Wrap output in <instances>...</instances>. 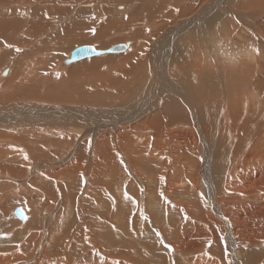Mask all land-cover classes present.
I'll return each mask as SVG.
<instances>
[{
    "label": "rangeland",
    "instance_id": "1",
    "mask_svg": "<svg viewBox=\"0 0 264 264\" xmlns=\"http://www.w3.org/2000/svg\"><path fill=\"white\" fill-rule=\"evenodd\" d=\"M32 1L33 0H24L23 2L25 3H23L20 0H14V2L12 1L5 6H0V15L4 16L8 12L6 16L9 17L10 15L14 16L13 13H19L18 17L27 19L32 13L31 9H37L40 5L44 6L43 3L50 0H35L33 3ZM189 1L192 10H196L200 5H203V8L209 5H218L217 7L220 6L225 10V7L221 5V2L218 0ZM244 1L248 5H245V10L241 11V8H239L240 0H235L234 10L241 11L246 16L248 13H252V11L260 12V10H257L259 6L251 3L253 0ZM51 2H53V4L57 2V6L55 7L52 3H48L47 5H49V8L46 5L45 12L43 13L44 17H53L55 15L58 17L56 22H50L51 20L48 21V23L50 22V26L52 25L51 27L47 25L45 19L44 21L41 19L42 25L45 24L47 26L43 27L42 32L36 30L37 35L34 33V27L28 26L21 28L17 32L15 31V35H18L16 40L9 41V39L5 38L6 35L0 37V47H2L0 49V57H2V60H0V72L1 70L2 72L5 71L7 67L12 70L10 77L0 82V105L5 103L16 104L32 98L35 99V101L43 103V100L40 98L49 95L53 91L48 85L42 83H40L41 85L39 87H35L33 83H36L37 80L47 83L50 82L48 84H54L63 91L66 89V94H73L70 91L71 85L72 90H74L73 86H75L74 88L78 87L77 89L79 91H83L82 94L85 95L84 97L92 98V95L98 97L104 94L101 100L97 98L94 102L105 108L124 104V102L131 97L132 90L136 86L138 79L141 78V65L147 63L145 59L149 57L150 45L154 41V37H152L154 33L153 28L147 27V23L151 21V18L147 16V11H144L145 9L142 11L139 10L142 5L141 0H51ZM86 3H92L91 7H87ZM180 3H183V1L179 2V4ZM189 3L186 2L181 6H174V10H171V13L175 11V15L169 17L166 15L167 13L163 16L160 14L155 22H159L161 26L166 24L168 20L170 22L173 21V23L175 21L177 22L183 11H189L187 7L184 8V6ZM118 4H126L130 7L124 12L125 9L118 10L116 6ZM147 4L153 6L155 2L148 1ZM18 5H21V7L19 6L20 9H17ZM154 6L158 7L157 4ZM13 7H15V9ZM13 9L15 11H13ZM82 10L87 14L90 12L92 16H85L84 18L79 17L78 25L88 21L89 26L87 28H75V17L78 16ZM249 10L252 11L250 12ZM62 11L63 13H61ZM45 13L47 15H45ZM158 13L159 11L157 14ZM262 17L264 18V13H262ZM227 22L228 18L222 22L223 33L226 34L232 31L233 33L228 36L222 34V36L230 39V41L232 40L234 45H239L238 41L240 40V42H242V40L244 41L242 44L250 41L255 42V46L260 44L262 39L261 34H254L251 36L249 32L248 36L242 35L240 33L241 29L236 27L238 26L237 24H233V27L228 26L225 28L224 25L227 24ZM71 23L72 25H69ZM64 25H69L68 28L70 30V32L66 33L64 36L70 37L79 33L92 40H88L84 36L73 37L72 39L68 38L70 41L62 45L59 49L47 50L46 48L48 47H46V45L48 46V44L45 37L49 38L52 34L60 33ZM261 27L264 29L263 26ZM10 28L16 30L14 26ZM92 29H95V31L93 32ZM101 29L103 33L98 31ZM137 32L139 33L137 36L138 39H134L132 36ZM192 33L191 27L189 30L177 35L175 42L180 44L187 43L186 41L191 39L190 36ZM56 37H58V35ZM220 38L219 36V39ZM127 41H132L133 44L135 41L138 42L136 46L132 44L134 47L132 46V50L129 51V53L118 54L116 52L112 54L113 57L110 58L111 54L104 56L101 62L95 61L92 65L88 63L82 64L81 66H72V64H70L68 69H61L60 62L78 46L93 44L98 48H111L114 46V43L117 45ZM52 43L54 44L56 42L54 41ZM219 43L223 44L221 40ZM9 45H11V47H9ZM41 45H44L43 51L45 52L41 53L38 51V47ZM17 48L22 51L17 52ZM200 51L202 55L203 46ZM190 53V50H188L187 54L189 55ZM4 55L6 57L3 58ZM212 58L210 60L212 65L202 66V59L199 55L195 54L188 62L186 69L193 71L192 69L197 67L204 72L201 75L203 79H207V82L205 85L201 86L202 90L206 92V86L218 90L216 94L212 93L211 104L209 103L208 107L210 110L216 111L217 114H222L220 109L223 106L222 109L224 114H222L220 118H224V116L226 118L227 116L225 124H220L222 128L220 130L221 132L219 131V134L216 136L213 154L209 162L210 169L204 171V175L209 178L215 197L220 201L227 200L225 202L221 201V209L222 206H226L225 213L228 215L231 224L230 222L227 223V220L215 212L214 204L211 202V192L208 189V185L202 184L204 178L200 180L199 173L202 172V170L198 168L200 164L198 161V167H194L191 174L194 180L198 175V187H195V182L193 180V182L187 185L180 186L179 189L184 190L186 195H177L173 197L172 200H174L175 203L171 202V200H168L167 203L160 201L161 206H155L156 209L153 208L152 211V213L156 215V220L152 218L149 219V216L143 214L147 216L150 221V223L147 224L148 220L146 221L143 218L141 215L142 212L135 210L131 216L136 219V221L133 220L129 228L122 226V228L125 229V234H123L121 228H116V233L113 232L115 235L113 241L115 243H110L109 241L112 240L107 237V240L101 239L103 244H109L110 249L90 248L86 250L87 247L84 244L82 248L74 249L75 247L70 244L68 246L69 249L66 248L63 250V247L66 245V235L69 234L74 237L78 231L75 226L70 228L69 224L75 220V214H73V212H75L74 204L75 200H78V198L75 199V193L81 191L82 182L78 179L77 184L71 186L73 181H71L70 177L60 176L62 178H60L61 180H57L54 177L59 172H62L61 169L69 164V160L66 161L65 159L71 154V149L73 147L75 149L76 146L72 144V140L67 138L69 136L65 131L59 132L63 133V136L65 135L64 138L60 135L58 139H55L56 137H52L51 132L35 130L36 132H32L35 133L33 134L34 136H32V130H10L9 128L0 126V141L2 140L4 142L8 139L17 137L26 147V152L24 153L23 150L21 151V148L16 145L9 144L7 146L4 145L2 141L0 142V264H106L109 257H112L109 264H229V261H231V264H264V227H262L264 226V212L250 203L256 200L257 197H251L252 194L247 197L241 196V203L235 202L231 204V196L235 195V193H229L227 189L223 187L224 179L226 178L223 174L232 167L234 160L237 161L236 159H238L241 161V159L244 160L245 156L249 155L251 157L250 163L256 165L257 163L261 164L262 159L258 160L259 158H255V160L252 158L253 153L257 152L258 154H262V156H260L261 158L264 157V57H261L260 62L262 63L256 66L255 62L251 61L248 57L239 56L237 72L242 73L240 77L235 80L236 82H233L234 79L229 78V76H226V79H228L226 81L224 78L225 76L218 75L217 73L228 74V72H232L221 65L222 63L219 61L217 55ZM95 65L99 67L95 68ZM90 66L92 67L90 68ZM178 70L177 63H174L170 67L171 74H175L177 77L179 76ZM8 75L9 74H7V77ZM69 82L70 84H68ZM190 84L192 83L188 81L185 87L188 89ZM63 91L60 90L58 93H64ZM189 96L194 99L191 95ZM229 98H232L233 108L225 112ZM46 99H48V97ZM68 100L70 99L68 98ZM62 103H64V105H69L71 101L62 100ZM72 103H77V101ZM18 110L17 108L12 109L15 113L18 112ZM140 117H135V120H144V116L140 115ZM118 121V127H114V129L126 127L125 123L120 120ZM118 131L119 130L116 129L111 131L113 140L112 142L109 141L112 144L114 142V147L118 149V153H120L122 161L126 165L127 158H125V152L122 149L119 150L117 145L116 133ZM72 134L78 135V133L75 132ZM212 134H214V131H212ZM61 139L63 141H61ZM88 142L89 141L85 140L82 144L87 145ZM88 146L90 148L88 152H91L94 147L93 143L90 142ZM195 146L197 147L196 144ZM199 152V155L203 157V150H199ZM25 154H27V159H25ZM87 156L90 157V154ZM216 158L218 159V163L216 162ZM212 160H215L217 164H212ZM6 161L10 164L9 166L5 165ZM38 161L45 162L48 165L47 167L49 169L45 167L47 172L43 174V176L39 172H33V169L30 168L25 174V171H21L22 168H24L23 166L28 167L27 163L32 164ZM60 161H63L64 164H56ZM206 161L205 158L202 164ZM254 161H256V163H254ZM54 163L56 165H54ZM261 166L263 165L261 164L260 168ZM244 169L245 166H242V171ZM232 172L231 170V173ZM123 173L125 174L126 184L131 185L132 177L126 176L127 172L124 170ZM128 173L130 174V172ZM239 174L240 170L237 169L233 175L230 176L232 178L228 180L227 185L232 184L235 179L239 180ZM10 175L14 178L10 179ZM24 175L26 176L24 177ZM8 176L10 177L7 178ZM17 180L23 182L20 187ZM41 184L50 186L55 185L58 188L56 187L55 190H53V194H47L43 192ZM126 184L124 185L125 187L118 188L115 194H120L122 189L125 188L124 190L127 194L130 193L131 196L136 195L129 190ZM62 185L70 188V193L66 201L70 202L71 207L64 214V225L59 226L58 219L60 214L58 206L61 205V202L63 203V197L59 198L57 204H52L48 199L54 197L58 189L62 194ZM137 185L140 187L141 183L138 181ZM153 185L156 184L154 183ZM92 186L94 188H102V185L99 183L93 184ZM186 188L187 191H185ZM134 190L138 191L136 189ZM104 191L106 196L104 200L101 196L90 195L91 207L84 211V215L88 217L83 221L91 219L93 223V221L97 219L95 215H90L92 211H95L94 208L96 206L99 207L100 211H104V213H106L105 217L108 218L117 210L118 202L113 199L114 192L111 190ZM95 199H99L101 204L99 201L94 202ZM124 200L127 205L129 204L128 202L133 203L134 201L129 197L124 198ZM85 202L86 201H81L82 204L80 203L83 205V208L89 204V202H86V204ZM18 207L26 210L25 213L28 214H26V219L23 220L16 215L15 210ZM251 209H253V212H257V210L259 212L257 214L254 212L252 215ZM238 210H240L239 212L241 213H239ZM37 213H39V216ZM36 215L40 219L35 220ZM204 215H207L209 218H204ZM238 215L240 218L237 221H233L234 217L236 218ZM185 216L187 218H185ZM121 218L123 217L121 216ZM141 218L144 219V223L140 227L137 222H139L138 220ZM84 224L86 223L78 225L83 226ZM237 225L239 226L237 227ZM52 226L58 228L57 230L55 229L56 232H54L55 235H53L55 238L50 241L47 230ZM104 230H107V227ZM57 231L60 232L58 233ZM156 231L161 233L160 237L155 235ZM31 235L34 240L32 239L29 241L32 238ZM161 239L164 240L163 245L160 243ZM209 241H211V244H209ZM59 242L61 245H58ZM73 242L74 239L72 240V244ZM173 244L175 247L172 246ZM166 245H171V248L166 247ZM44 250H46V253H43ZM89 252H92L91 256H89Z\"/></svg>",
    "mask_w": 264,
    "mask_h": 264
},
{
    "label": "bare ground",
    "instance_id": "2",
    "mask_svg": "<svg viewBox=\"0 0 264 264\" xmlns=\"http://www.w3.org/2000/svg\"><path fill=\"white\" fill-rule=\"evenodd\" d=\"M12 1L14 2V0H0V6H5ZM20 1L23 2L24 0ZM34 1L35 0H33L32 3ZM148 1L155 2L154 5L157 4L158 7L147 4ZM182 1L183 3L190 2L189 0H141L142 5L141 7L139 6V10L142 11L145 9L144 11H147V16L151 18V21L147 23V27L151 29L153 28L154 33L152 34V37H154V41L150 45V50L148 53L149 57L145 59L147 63L141 65V78L138 79L136 86L132 90L133 92L131 94V97H129L128 100L124 102V104L105 108L94 102L97 98L98 100H101L104 94L100 96L96 95L98 97H94L92 95V98L84 97L85 95L82 94L83 91H79L77 89L78 87L74 88L75 86H73L74 90H72V85L69 86L71 87L70 91L73 94H66V89L63 91L54 84H48L50 82L47 83L37 80L36 83H33L35 87H39L41 85L40 83H42L48 85L53 91L49 95L40 98L41 100H43V103L35 101V99L32 98L26 101H18L19 103L16 104L5 103L3 105H0V126H4L6 128H9L10 130H32V136H34L33 134L35 133L32 132H34L35 130L51 132L52 137H56L55 139H58V136L60 135L63 136V133L59 132L65 131L69 136L67 138L72 140V144L76 146L75 149L74 147L71 149L72 155L70 154L65 159L66 161L69 160V164H67L66 166L64 165L65 167L61 169L62 172H59L54 177L57 180L62 179L60 176L70 177L71 181H73L71 186H75L78 179H80L82 182L81 191L79 193H75V199L78 198V200H75V212H73V214H75V220H77H73L69 224L70 228L75 226L78 231L76 232V235L74 237L69 234L66 235V245L63 247V250L68 248L70 244L71 246L75 247L74 249L80 247L82 248L83 244L87 247L86 250L90 248L110 249L109 244H103L101 242V239H106L107 237L108 239L112 240L109 241L110 243H115L113 241V238L115 236L113 232L117 231L116 228H121L123 234H125V229L122 228V226L129 228V226L132 225V221H136V219L131 216V214L135 210H139L143 214L149 216V219L152 218L156 220V215L152 213V211L153 208L156 209L155 206H161L160 201L167 203L168 200H171V202L175 203V201L172 200L173 197L177 195H186L184 190H181L179 188L180 186H184L188 183L193 182L194 179L191 176L192 169L197 166L198 161L200 162V164L199 167H197L199 168V170H202V172L199 173V177L200 180L204 178V181L202 180L203 185H208V189L211 192V202L214 204L215 212L218 215L222 216L225 220H227V223L230 222L231 224L228 215L225 213L226 206H222L221 209L222 202H225L227 200H221V202L220 200H218V198L215 197L210 180L204 175V171L210 169L209 162L213 154L214 143L217 138L216 136L219 134V131L222 128L220 124H225L227 116L226 118L225 116L224 118H220V116L224 114V111L222 109L223 106L220 109L222 114H217L216 111L210 110V108L208 107V104H211L212 93L216 94L218 90L210 86H206V92L202 90L201 86L205 85L207 82V79H203L201 75L204 72L197 67H194L192 69L193 71L187 70L186 68L188 62L193 58L195 54L199 55L202 59V66L212 65L210 60L213 56L217 55L219 57V61H221L222 63L221 65L226 69L228 68L232 72H228V74H217L220 76H225V79L227 78L226 76H229V78L234 79L233 82H236L235 80H237V78L240 77L242 73L237 72L239 56L248 57L251 61L255 62L256 66H259L262 63L260 62L261 57H264V29H262L261 27L263 26L264 28V18L262 17V13H264V0H253L251 3L258 5L259 8L257 10H260V12L252 11V8V13H248L247 16L241 12L246 9V6H248L244 0H240L239 3V8H241V11L234 10L235 0H218L219 2H221V5L225 7V10L220 6L217 7L218 5H209L204 8L203 5H200V7L196 8V10H192L189 3L184 6V8L187 7L189 11H183L177 22L175 21L173 23V21L170 22L168 20L166 21V24H163V26L159 25V22H155L160 14H162L163 16L165 13H167L166 15H168L169 17L175 15L176 12L173 11L171 13V10H174V6H181L183 3L179 4V2ZM48 3H52V5H55V7L57 6V2L53 4L51 0L45 1L43 3L44 6L40 5V7L37 9H31L32 13L30 14V16H28L27 19L18 17L19 13H17V11V14L13 13L14 16L8 15L9 17H7L6 14L8 12L4 16L0 15V37L2 35H6V37H4L9 39V41L16 40L18 38V35H15V31L17 32L21 28L28 26L34 27V33H36V30L38 32H42L44 26H50L49 23L56 22L58 18L56 17V15L53 17L43 16V13L46 9L45 6ZM92 3H86V6L91 7ZM19 6L21 7V5H18V8H16L20 9ZM48 6L49 5H47V7ZM116 6L118 10L125 9L124 12L127 11L126 9H129L130 7L126 4H118ZM13 8L15 9V7ZM14 9L13 11H15ZM158 11L159 13L157 14ZM61 13H63V11ZM85 13L86 12L82 10V12H80V14L75 17V28H87L89 26L88 21L84 24L78 25L79 17L84 18L85 16H92L90 12H88V14ZM227 18L228 22L224 25L225 28H227L228 26L233 27V24H237L238 26L236 27L241 29L240 33L242 35L248 36L249 32L251 33V36H253L254 34H261V45L259 44L255 46V42L253 41L242 44L244 43L243 40L242 42H240L241 40L238 41L239 45H234L232 40L230 41V39L223 37L222 34L224 33L222 22ZM41 19H43V21L45 19L47 25H42ZM48 21L50 22L48 23ZM69 25H72V23ZM69 25H64L60 33L52 34L49 38L45 37L48 44V46L46 45V47H48L46 48L47 50H55V48L59 49L60 47H62V45L68 43L70 41L69 39H72L73 37L84 36L83 34L80 35L79 33L70 37L64 36L66 33L70 32L68 28ZM13 26L16 30H12L10 28ZM191 27L193 33L190 37L192 41L190 39L189 41H186L187 43L182 44L175 42L177 35L181 34V32L189 30ZM98 31L100 33H103L102 29ZM232 33L233 31L224 35L228 36L232 35ZM138 34L139 33L137 32L132 37L134 39H138ZM57 35L58 37H56ZM219 36L221 37L220 39ZM84 37L88 40H92L89 37ZM220 40L223 42V44L219 43ZM54 41L56 43L53 44L52 42ZM115 44L116 43H114V46ZM122 44L125 45L126 48L123 51H118V54L129 53V51L132 50V46L134 44L135 46L138 45V42L135 41L133 44L132 41H127L123 42ZM41 46L38 47V51H40L41 53L45 52L43 51L44 45ZM95 46L93 44H88L85 46L82 45L74 48L75 50L80 47H91L96 51H100L102 53L89 55L77 60L66 62L71 58L72 52L74 51L72 50L69 55L60 62L61 69H68L70 67V64H72V66H81L82 64L88 63L92 65V63L94 64L95 61L101 62L104 59V56H108L111 54V58L113 57L112 54L116 53L110 52L109 47L98 48L97 46ZM202 46L203 52L201 55L200 50ZM1 48L2 47H0V49ZM255 49H259V52H256ZM188 50H190L191 52L189 55L187 54ZM4 57L6 56L4 55L3 58ZM1 58L2 57H0V60H2ZM174 63H177V66L179 68L178 77L175 74L172 75L170 72V67ZM91 67L92 66H90V68ZM94 67L96 68L99 66L95 65ZM11 71L12 70H10L9 67H7L3 72L1 70L0 82L4 81L3 79L10 77ZM7 74H9L8 77ZM227 80L228 79H226V81ZM188 81L192 84H190L189 88L187 89L185 85H187ZM68 84H70V82ZM60 90L64 93H58V91ZM189 95H191L196 100L197 104L195 100L192 99ZM47 97L48 99H46ZM68 98L70 100H68ZM231 99L232 98H229L227 107L225 108V112L233 108V102L231 101ZM62 100L71 101V103L69 105H64V103H62ZM74 101H77V103H72ZM14 108L19 109L18 112L15 113L16 110L12 111V109ZM140 115L144 116V120H135V117H140ZM118 120L122 121L126 125V127H119L118 129L115 128L116 130H119L116 133L118 137H116V140L119 150L122 149L125 152V158H127L126 165L122 161L120 153H118V149L114 147V142L113 144L111 143L113 140V134H111V131L115 130L114 127H118ZM212 131H214V134H212ZM73 132L78 133V135L72 134ZM62 139L61 141H63ZM85 140L89 141L88 144H90V142L93 143L94 147L92 148L91 152H88L90 150L88 144H82ZM2 143L7 146L9 144L16 145L17 147L21 148V151L23 150L24 153L26 152L24 143L17 137L8 139L4 142L2 141ZM195 144L197 145V147L195 146ZM199 150H203V157L199 155ZM89 154L90 157L87 156ZM204 156L207 161L202 164L203 160L205 159ZM218 156L220 157L219 154ZM260 156H262V154L254 152L252 158H259L258 160L262 159V163L260 161V163L263 165L261 166V168V164L257 163L255 165L253 163H250L251 157L249 155L245 156L244 160H234L232 167L228 171H225V173L223 174V176H226V178L224 179L223 187H225L229 193H235V195H232L233 193L231 194V204L235 202L241 203V196L247 197L248 195L252 194L251 197L255 196L257 198L250 203L260 208L261 211L264 212V157L261 158ZM63 161L57 162L56 164H61L63 163ZM212 161V164L218 163L217 158V163L215 162V160ZM254 163H256V161H254ZM56 164L54 163V165ZM5 165L9 166L10 164L6 161ZM27 165L28 167L23 166L24 168H22L21 170L25 171L24 174L27 173L30 168L33 169V172H39L43 176V174L47 172L45 170V167L48 168L47 163L41 161L32 164L27 163ZM242 166H245V169L243 171ZM237 169L240 170V174L238 177L239 180L235 179L233 180L232 184L227 185L228 180L232 178L230 176H232ZM123 170L127 172L126 176L132 177L131 185L126 184L125 174L123 173ZM231 170L233 171L232 173ZM128 172H130V174ZM81 173H83V176H81ZM26 175H24V177ZM10 176H8L7 178H14L12 177V175ZM17 181L20 187L21 183L23 182L19 180ZM138 181L141 183L140 187L137 185ZM194 182L195 187L197 188V183H199L198 175ZM98 183L102 185V188H94L92 186L93 184ZM154 183L156 185H153ZM125 184L129 188V190L133 192V194H136L133 196H131L130 193L127 194V197L134 200L133 203L128 202V205L131 204L130 206L125 204V188L122 189L120 194H115V191H117L120 187H125ZM41 187L44 193L46 192L47 194H53V190H55L57 186L41 184ZM134 189L138 190L139 192L135 191ZM104 190H111L112 192H114L113 199L118 202L117 210L114 212V214L111 215V217L108 218L105 217L106 213H104V211H100L99 207L96 206L94 208L95 211H92L90 215H95L97 219L94 220L93 223L91 219H86V221H83L86 217H88L87 215H84V211H86L87 208L91 207L90 195L101 196V198L104 200L106 198ZM61 191L63 195L59 192L58 189L56 195L48 199L49 202H52V204H57L59 202V198L63 197V203L61 202V205L58 206L60 214V217L58 219L59 226L64 225V214L71 207L70 202L66 201V199L68 198V194L70 193V188L62 185ZM185 191H187V188L185 189ZM81 201L89 202V204L85 206V202V208H83V205H81ZM96 201L100 202L99 199L94 200V202ZM251 210L253 215L256 211L253 212V209ZM22 211L24 212V218L26 219V210L22 209ZM239 211L240 210H238V212ZM258 212L259 211L257 210L256 214ZM37 215L39 216V213H37ZM37 215L35 220L40 219L39 217H37ZM121 216L123 218H121ZM204 218L208 219L209 217L207 215H204ZM239 218L240 217L238 215L236 218L234 217L233 221H237ZM82 221L86 224H84L83 226L78 225L83 224ZM138 221L139 222L137 223L141 227L144 223V219L141 218ZM148 223H150L149 220L147 221V224ZM238 226L239 225H237V227ZM55 227L56 226H52L49 230H47L50 241L55 238L53 235H55V229L57 230L58 228ZM106 227L107 230H104ZM31 237L32 238L29 241H31L32 239L34 240L32 235ZM73 239L74 242L72 244ZM58 245H61V243L59 242ZM172 246L175 247L174 244ZM43 253H46V250H44ZM88 254L89 256H91L92 252H89ZM111 259L112 257H109L106 264H109V261Z\"/></svg>",
    "mask_w": 264,
    "mask_h": 264
},
{
    "label": "water",
    "instance_id": "3",
    "mask_svg": "<svg viewBox=\"0 0 264 264\" xmlns=\"http://www.w3.org/2000/svg\"><path fill=\"white\" fill-rule=\"evenodd\" d=\"M125 48H126L125 45L119 44V45H115V46L111 47L109 49V51L110 52H118V51H123ZM101 53L102 52H100V51L98 52L94 48H91V47H80V48L75 49L72 52L71 58L69 60H67L66 62H70V61H73V60H77V59H80V58L85 57V56L95 55V54H101ZM15 213H16V215L19 218H21L23 220L25 219L24 218V212L22 211L21 208L16 209V212Z\"/></svg>",
    "mask_w": 264,
    "mask_h": 264
},
{
    "label": "snow or ice",
    "instance_id": "4",
    "mask_svg": "<svg viewBox=\"0 0 264 264\" xmlns=\"http://www.w3.org/2000/svg\"><path fill=\"white\" fill-rule=\"evenodd\" d=\"M45 15H47V14L45 13ZM92 31L94 32L95 29H92ZM9 47H11V45H9ZM16 51H17V52H20V51H22V50L19 49V48H17ZM255 51H256V52H259V49H255ZM27 158H28V157H27V154H25V159H27ZM81 176H83V173H81ZM125 198H128V197H127V193H125ZM141 215L143 216V218H144L145 220H148V217H147V216H144L143 213H141ZM185 218H187V217L185 216ZM155 235H156L157 237H160V236H161V233H160L159 231H156V232H155ZM160 243L163 245V244H164V240L161 239V240H160ZM209 244H211V241H209ZM166 247L171 248V245H166ZM229 264H231V261H229Z\"/></svg>",
    "mask_w": 264,
    "mask_h": 264
}]
</instances>
